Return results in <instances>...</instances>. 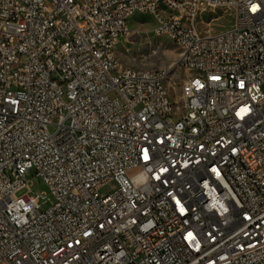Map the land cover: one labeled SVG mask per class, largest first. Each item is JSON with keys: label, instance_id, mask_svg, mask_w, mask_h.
<instances>
[{"label": "built area", "instance_id": "1", "mask_svg": "<svg viewBox=\"0 0 264 264\" xmlns=\"http://www.w3.org/2000/svg\"><path fill=\"white\" fill-rule=\"evenodd\" d=\"M137 15L176 97L114 63ZM0 264H264V0H0Z\"/></svg>", "mask_w": 264, "mask_h": 264}, {"label": "rangeland", "instance_id": "2", "mask_svg": "<svg viewBox=\"0 0 264 264\" xmlns=\"http://www.w3.org/2000/svg\"><path fill=\"white\" fill-rule=\"evenodd\" d=\"M205 16L197 18V27L201 34H217L230 29L235 23L233 10H211ZM156 21L150 16L137 15L131 21V37L121 40L116 47V56L123 67L139 70L156 71L170 70L172 74L167 82L169 91L173 97L179 93L178 85L189 76V72L183 68H176L175 64L179 57V49L174 42L166 36L156 35L154 32ZM177 84L176 93L173 86ZM31 190L44 199H41L42 210L50 208L53 197L42 181L31 171L27 175ZM26 193V190L19 193V196Z\"/></svg>", "mask_w": 264, "mask_h": 264}, {"label": "bare ground", "instance_id": "3", "mask_svg": "<svg viewBox=\"0 0 264 264\" xmlns=\"http://www.w3.org/2000/svg\"><path fill=\"white\" fill-rule=\"evenodd\" d=\"M209 9H211V10H217V5H210V6H209ZM113 60H114V63L116 64L117 68H120V69H129V68H127V67H123V66L120 64V62H119V60H118V58H117L115 52H113ZM130 69H132L133 72H144V74H153V73H155V72H161V71H162V70L147 71V70H139V69H134V68H130ZM163 70H164V69H163Z\"/></svg>", "mask_w": 264, "mask_h": 264}]
</instances>
